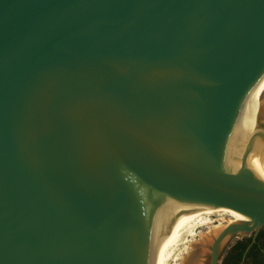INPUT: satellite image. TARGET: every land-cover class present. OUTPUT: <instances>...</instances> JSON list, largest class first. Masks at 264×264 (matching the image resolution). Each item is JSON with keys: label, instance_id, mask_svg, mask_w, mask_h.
<instances>
[{"label": "water", "instance_id": "95a60500", "mask_svg": "<svg viewBox=\"0 0 264 264\" xmlns=\"http://www.w3.org/2000/svg\"><path fill=\"white\" fill-rule=\"evenodd\" d=\"M264 228V0H0V264H156L200 206Z\"/></svg>", "mask_w": 264, "mask_h": 264}, {"label": "bare ground", "instance_id": "6f19581e", "mask_svg": "<svg viewBox=\"0 0 264 264\" xmlns=\"http://www.w3.org/2000/svg\"><path fill=\"white\" fill-rule=\"evenodd\" d=\"M224 216L230 217V224L233 223H246L251 222L250 218L228 208L223 207H209V206H200L194 210H192L170 233V235L165 239L163 244L161 245L157 258L156 264H169L173 259H180V254H177L178 247L185 242V239L188 236L194 237L196 235V229L198 227H202L203 225H211L213 223L212 216ZM215 218V217H214ZM220 218V217H219ZM216 219V218H215ZM227 219V218H226ZM222 222L213 226L211 230L205 235H202V238L206 244H211L227 226H223ZM228 221V220H227ZM204 227V226H203ZM210 229V228H209ZM201 230V229H199ZM198 231V230H197ZM204 233V232H203ZM186 250V249H185ZM184 252V251H183ZM182 256V255H181ZM183 261H186L187 258H183Z\"/></svg>", "mask_w": 264, "mask_h": 264}, {"label": "rangeland", "instance_id": "374dc122", "mask_svg": "<svg viewBox=\"0 0 264 264\" xmlns=\"http://www.w3.org/2000/svg\"><path fill=\"white\" fill-rule=\"evenodd\" d=\"M212 219L214 221L211 225H203L204 227L203 226L198 227L196 229V235L194 237H190V238L188 236L186 237L185 240L187 242L180 245L177 250V254L178 253L180 254V259H173L169 264H210V251L208 249L203 248V245H206V242L200 237L202 235H205L206 231L208 233L211 230V228L217 224L218 221H219L218 224L222 222L221 219H223V223H222L223 226L230 225L229 221H231L230 217H224V216L222 217V216H217V215L212 216ZM252 233L253 232L251 233L240 232V233H237L235 237L227 239L225 247H224V252L226 250V247L233 244V242L239 240L240 238L248 237ZM183 258H187V260L183 261L182 260Z\"/></svg>", "mask_w": 264, "mask_h": 264}, {"label": "flooded vegetation", "instance_id": "af4514ba", "mask_svg": "<svg viewBox=\"0 0 264 264\" xmlns=\"http://www.w3.org/2000/svg\"><path fill=\"white\" fill-rule=\"evenodd\" d=\"M262 230L264 229L259 230L257 233L253 232L248 237L240 238L226 247L225 252L222 251L219 264H260V256H256L253 244L257 242ZM250 238L252 239L248 245L247 242Z\"/></svg>", "mask_w": 264, "mask_h": 264}, {"label": "trees", "instance_id": "16d2710c", "mask_svg": "<svg viewBox=\"0 0 264 264\" xmlns=\"http://www.w3.org/2000/svg\"><path fill=\"white\" fill-rule=\"evenodd\" d=\"M251 239L252 238L248 239V245L251 242ZM253 249L255 251L256 256H260L259 263L264 264V230L261 231L259 238H257V242L253 244Z\"/></svg>", "mask_w": 264, "mask_h": 264}]
</instances>
